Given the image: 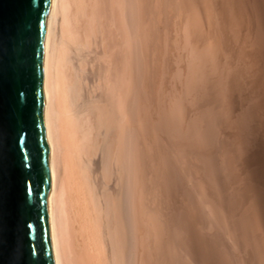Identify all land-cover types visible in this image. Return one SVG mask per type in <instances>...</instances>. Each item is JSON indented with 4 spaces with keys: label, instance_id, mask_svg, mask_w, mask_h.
<instances>
[{
    "label": "bare ground",
    "instance_id": "1",
    "mask_svg": "<svg viewBox=\"0 0 264 264\" xmlns=\"http://www.w3.org/2000/svg\"><path fill=\"white\" fill-rule=\"evenodd\" d=\"M155 1L158 2L156 3L158 6L157 13H155L157 14L156 20L153 19L154 16L152 18L150 16L153 12V10L150 12L151 0L136 1L138 16L136 15L137 19L134 20L136 25L134 28L130 20L132 15L129 11L132 0H51L42 83L47 146L51 167L47 210L54 264H144V261L147 260V248L150 246V243L148 244L150 242L149 235L152 233L153 239L151 241L154 243L152 242L153 246H151L153 251L156 250L155 252L152 251L156 264H158L157 261L159 264H172L173 257L178 264H198L199 262L225 264V258L228 255L226 254L228 251H225L227 246L219 245L222 241L220 243L217 241L218 244L214 240L218 238L208 236L217 227H213V225L210 227L212 232L209 234L205 232V228L209 226L206 220L208 212L209 218L212 220L215 215L220 214L218 216L219 219H222L220 224H223V229L227 231L225 236L228 235V240L232 241L233 244L231 241L230 243L239 252H237L238 256L235 257L237 264H252L250 260L252 252L255 250L252 247L250 249L245 247L246 232L251 234L250 236L253 234L255 238L256 236L261 237L264 243V112L261 111L262 105L258 104L259 99L255 100L254 97V99L250 98L246 101V96L244 102L240 98L241 86H233L231 83L236 74L232 73L235 71L232 68L235 65V68L239 66L236 60L242 56L239 54L241 56L238 57L237 52L240 50L239 37H243V35L238 36L235 33L238 37L234 39L233 33L237 30L235 28L238 24L234 27L233 22L227 17L231 13L230 7L236 0L233 2L231 0L232 4H229V0ZM235 3L237 4V2ZM168 6L171 12L166 18L167 12L165 13V10H168ZM234 9L236 10V8ZM133 10L132 12H134ZM235 10L232 9V12ZM241 14L244 15V13ZM239 16L241 17V15ZM238 18L236 19L239 23ZM243 18L241 17V19ZM152 19L156 23L155 28L153 23L150 26V22H153ZM227 20L231 23H228ZM228 24H232L233 32ZM149 27H152V30ZM160 27L162 32L159 30ZM148 29L151 30L154 37L149 34L151 32H148ZM239 33L242 32L239 31ZM247 37L245 38L247 39ZM136 48L141 54L137 61L134 60L139 53H136ZM157 50L158 52H156ZM150 52L156 55H153L156 57L155 59H152L153 56L149 54ZM251 54L253 56L254 52ZM164 55L170 59H164ZM140 59L143 60L142 67L153 65V68L158 66L164 69L168 64H174L175 67L172 69V74H175L174 77L179 81L182 79L187 81L184 84L180 82L183 84L182 88L184 89H181V93L185 101L186 98H193L189 95L192 94L191 91L194 90L192 86L195 84L202 93V97L199 96L200 94L198 95L202 98L201 102L202 100L205 102L207 100L212 101V104L203 102V105L200 103L203 106L201 109L200 104L196 103L198 105L196 106L197 110L199 108L202 114H195V118L201 119L194 120L193 124L188 122L189 128L186 129V132L182 133L178 129L177 121L180 117L177 113L178 104L175 103V107L173 106L172 110H169L167 119L164 118L166 121L162 120L165 122L163 133L165 132L167 138L171 140L175 138L178 141L182 139L180 143L173 141L172 144L170 141L173 147L170 148L174 149L175 154L179 156L186 154L182 153L179 147L184 145L182 149L185 147L188 149V145L191 144L192 147L193 142H197L196 145L198 144V148H200L194 149L198 155L197 162L199 161L200 169L197 170V167L196 172L191 167V170L188 168L190 175L186 174L185 177L188 184L186 186H189L188 189L191 187V189L188 190L186 186L182 187L184 206L182 205V208L180 207L181 209L178 210L176 200L171 201L170 206L174 209L171 213L169 212L172 217L170 220H178L177 224L180 225L178 227L181 230L174 229L171 231L170 225L166 227L165 224L163 228L164 230L169 228V233L167 230L165 231L168 234V239L165 237L167 240L165 238L164 240L168 242H165L166 245L172 244V249L167 251L165 243L161 244L166 249V252L163 251L164 253H161L162 249L158 246V242L163 243V241H159L160 238L155 241L158 236L154 232L158 228L155 226L157 223L155 225L147 223L154 215L152 213L154 210L151 211L150 205H147V198L151 194L149 191L154 187V182L151 190H147V182L155 181L159 176L155 177L157 172L153 170L155 174L153 175L143 165V163L148 162L144 148L150 145H146L148 141L144 143L141 140L143 138L139 137L138 133L140 130L143 132L146 126L142 122L143 125L138 127V109L134 105L137 104L135 100L138 102V99L142 98L143 95L146 96L143 94L146 89L148 93L150 92V88L148 89L149 86L147 87V85L144 86L147 87L146 89L142 88L145 82H141L139 78L142 83V86L140 84L139 86L143 90L145 89L144 91L141 89L143 95H140L141 91L137 94L139 90H137V86L135 97L136 95L141 97L139 96L140 98L137 99V96L133 100L135 91L131 90L134 88L132 77L135 76L131 70L138 69L135 66ZM177 65L181 66L183 70L179 71ZM247 65L243 64L241 67L246 69ZM169 68L171 69V67ZM249 68L251 67L249 66ZM237 69L239 70V68ZM193 70L195 73L191 72ZM152 72H154L153 69ZM177 72L184 73V76L187 73L189 79L186 76L181 78L182 74L178 76ZM251 72L254 71L251 70ZM161 73L160 71L155 73L156 81L159 80ZM134 74L137 75V72ZM246 75L248 78V75L251 74ZM146 77L148 76L146 75ZM145 79L148 80V78ZM253 82H250L251 87ZM133 85L136 86L138 83L135 82ZM257 90L256 94L258 93ZM211 91L215 95L210 99L211 93L209 94V92ZM156 92L151 93V95H155ZM247 94H250L249 91ZM149 96L150 99L151 96ZM154 97H152V101ZM145 101L143 97L142 103L144 104ZM155 101L157 102V100ZM155 103L151 104L154 106ZM147 106L149 107L150 103ZM189 108L192 110L191 107ZM190 110L189 112H191ZM142 113L144 112L142 111ZM140 117L142 119V114ZM141 119L139 122L142 121ZM146 121L148 122V119ZM159 121L161 120L159 119ZM158 129L160 128L158 127ZM140 135L142 136L141 132ZM186 139L187 144H189H182L186 142L184 141ZM189 139L192 142H189ZM151 144L153 143L151 142ZM171 153L174 154V152ZM177 158L175 159L177 160ZM160 159V163L165 164L164 158ZM165 170L164 180L166 178L171 182L170 175L174 172L167 171L166 165ZM168 172L172 174L169 175ZM176 176L178 175L176 174ZM162 180L158 184L163 185L162 188H164L167 184H162ZM162 188L160 186V189ZM167 191L165 190L163 193ZM169 197L174 198V195ZM156 201L159 200L156 199L154 203ZM238 205L241 207L238 215L240 222L236 224V221L234 225L228 219L231 214L229 215L228 211V215H226V211L227 208L229 210L231 207L234 210L235 207L238 208ZM212 213L215 214L213 217H211ZM192 215H194L195 220L191 222ZM178 216H181L180 219H176ZM165 217L164 219H168V215ZM171 217L169 216V218ZM220 226L222 227V225ZM206 231H209V228L208 230L206 228ZM224 231L223 234H225ZM171 233L177 234V239L174 241L173 238H169ZM216 234L210 235L216 236ZM257 245L255 246L256 250L259 249V244L257 243ZM234 249L231 248V250ZM157 250L160 251V254ZM248 250L250 252H247ZM172 252L175 254H171ZM232 260L234 261V259ZM232 260L230 259V263Z\"/></svg>",
    "mask_w": 264,
    "mask_h": 264
},
{
    "label": "rangeland",
    "instance_id": "2",
    "mask_svg": "<svg viewBox=\"0 0 264 264\" xmlns=\"http://www.w3.org/2000/svg\"><path fill=\"white\" fill-rule=\"evenodd\" d=\"M136 1H138V0H135V2H134V0H132V6H131V8H130V12H131V15L132 16H130V20H131V22H132V24L134 25L133 27L135 28V21L134 20H136L137 18H136V15L138 14L137 13V2ZM234 0H232V2H233ZM232 2H231V0H229V4H232ZM235 2H237V4L235 3ZM241 2V3H240ZM156 3H158V2H154V0H151V7H150V12H152V10H153V12H152V15H150L151 16V18L153 17V19H155L156 20V18H157V14H155V13H157L156 12V10H157V8H158V6H156ZM153 4V5H152ZM168 4V3H167ZM240 4H242V5H240ZM169 5V4H168ZM238 5H240L239 7H238ZM170 6V5H169ZM168 6V7H169ZM231 6V5H230ZM237 6V7H236ZM243 8H242V7ZM155 7V8H154ZM166 8V7H165ZM234 8H236V10L234 9ZM241 10H240V9ZM245 8V9H244ZM133 9H135V10H133ZM169 9H170V7L168 8V10L166 11L165 10V13H166V18L170 15V13L169 12H171V11H169ZM232 9L233 10H235V12L233 11L232 12ZM239 9V10H238ZM242 9H244L243 11H242ZM132 10L134 11V12H132ZM229 10H231V13H229V15H232V16H227L229 19H230V21H232L233 23V26L234 25H237V28H235V29H237V30H239V31H241L242 33H239V31H237V30H235V29H233V30H235L234 31V39H235V37H238V36H242L243 35V37H239L240 38V40H241V42H240V40H239V43H240V46H239V48H240V50H238V52H237V54H238V57L239 56H241V57H243L244 59H242L241 57L240 58H238V60H236V62H237V64L239 65H237L238 67L237 68H239V70L237 69V68H235L236 67V65H235V67L233 66V68L232 69H235V71H233L232 73H236L234 76H233V81L231 82L232 83V85L234 86V85H236V86H238V87H240V98H241V100H243L244 102H245V100L246 101H248V100H250V98L251 99H254V97H255V100L257 99H259V103L258 104H260V105H262V110L261 111H263L264 112V80H262V79H264V0H236V1H234L233 2V4H232V7H230V9ZM238 11H241V12H238ZM229 12V11H228ZM233 13V14H232ZM236 15H235V14ZM241 15V17L243 18V19H241V17L238 15ZM241 13H244V15H242ZM168 14V15H167ZM247 15V16H246ZM134 16V17H133ZM138 16V15H137ZM236 16V17H235ZM239 17V18H238ZM132 18V19H131ZM150 18V19H151ZM227 18V19H228ZM233 18H235V19H233ZM236 18H238V20H239V23H238V21H237V19ZM248 18V19H247ZM152 19V21L153 22H150V26H152L153 24V27L155 26V21ZM247 19V20H246ZM133 20V21H132ZM229 20H227V22L228 23H231ZM241 21V22H240ZM242 21H244V22H242ZM226 22V23H227ZM153 23V24H152ZM240 23H241V25H240ZM170 24V23H169ZM232 24L231 25H229L228 24V26H229V28H230V26H231V31H232ZM252 24V25H251ZM248 25V26H247ZM240 26H242V27H240ZM243 26H244V28H243ZM156 27V26H155ZM154 27V28H155ZM235 27V26H234ZM152 27H149V29H151ZM248 28V29H247ZM149 29L147 30L148 32H151V30L149 31ZM244 30V31H242V30ZM250 29V30H249ZM161 32H162V30H161V27H160V29H159ZM246 30H248V31H246ZM164 32V31H163ZM233 32V31H232ZM250 32H251V34H250ZM253 32H254V34H253ZM235 33H237V35H235ZM239 33V34H238ZM248 33V34H247ZM152 37H154L153 36V33L151 32V33H149ZM241 34V35H240ZM247 34V35H246ZM250 35V36H249ZM246 36H248L247 37V39L245 38ZM157 37V36H156ZM250 37V38H249ZM252 38V39H251ZM254 38H255V40H254ZM156 40V39H155ZM154 40V41H155ZM246 41V42H245ZM252 41H255V42H252ZM244 42V43H243ZM247 45V46H246ZM253 47H255V48H253ZM250 48V49H249ZM252 48V49H251ZM257 48V49H256ZM137 50H136V53L137 52H139V49L138 48H136ZM255 49V50H254ZM242 51V52H241ZM244 51V52H243ZM152 52H155V51H152ZM152 52H150L149 54H151ZM156 52H158V50L156 51ZM249 52V53H248ZM253 53L254 52V54H253V56H252V54L251 53ZM257 53V54H256ZM239 54H241V55H239ZM247 54V55H246ZM249 54V55H248ZM262 54V55H261ZM152 56L153 55H155V54H151ZM139 56H141V54H140V52L139 53H137V58H135L134 60H139L138 58H139ZM151 56V57H152ZM156 56V55H155ZM155 56H153V58L152 59H155L156 57ZM255 56V57H254ZM165 57V58H164ZM164 59H170V57H166L165 55H164ZM248 57V58H247ZM247 58V59H246ZM256 58H258L257 60H255ZM241 59V60H240ZM141 60L142 59H140V64H138L137 63V65H139V67H137V65L135 66L134 64V66H135V68H138V69H135V70H131V71H133V75H135L134 77H132V81L134 82L133 84H135V82H136V84L138 83V85H136V86H134L133 84H132V86L134 87V88H132L131 90L134 92V96H133V100H135V98L138 96V95H136V97H135V94H136V88H137V86H138V88H137V90H138V92H137V94L138 93H140L139 91H141V89L142 88H147L148 86V89H149V93H148V91H147V89H146V91L145 92H143V94H146V96L145 95H143L142 94V91H144L143 89H142V91H141V93H140V95L142 94L143 95V97H144V101H145V99H146V101L144 102V104L146 103H150V106L148 107L146 104H145V106H147V107H145L144 106V104L142 103L143 102V97L142 98H140L139 96L137 97V99L138 98H140V99H138V102L135 100V102L137 103H135L136 105H134L135 106V108L136 109H138V115H139V117H138V127L139 126H142L143 124L146 126L145 128H144V130H143V132H142V130H140V132H141V134H142V136L140 135V132L138 133L137 131V133L139 134V137H141V138H143V139H141L142 141H144V143H146L147 141L149 142H147L146 143V145H150V146H147V147H145L146 149L149 147V149H147L148 150V152L146 151V149L144 148V151L146 152L145 154H146V159H147V161L148 162H146L145 164L143 163V165H144V167L146 166L147 167V170H149V172L151 171V174H153V175H155L154 174V171L155 172H157L156 173V175H155V177L156 176H159V178L157 177V180L155 179V181L154 180H151V181H148L147 182V190H149L150 188H152L153 186L155 187V189L153 190V188H152V192L151 191H149L151 194L148 196V198H147V205L149 206V208L150 209H152L151 211H153L152 213L154 214L153 215V217H152V219H150V220H148V224L149 225H155V223H157L155 226L156 227H158L157 229H156V231H154L155 232V234H157L158 236H157V239L155 240V241H158V239H159V241H163V243H160V242H158V246L159 247H161V249H162V251H161V253L163 252V251H165L166 249H167V251L168 250H171L172 249V244L170 243V245L168 244V245H166L168 242L167 241H165V240H167L168 239V234L167 233H169V228H170V230L171 231H173L174 229H176L177 231H180L181 230V228H179L178 226H180L179 224H177L179 221L178 220H176L175 221V219L174 220H170V219H172V217H171V215L169 214V212L171 213L172 211H173V207L172 206H170L171 205V201L172 200H176V202H177V208H179L178 210H180L181 208H182V205L184 204L183 203V200H182V197H183V195H182V192H183V186L185 187L186 185H188L187 183H186V181H185V177H186V174L187 175H190V173L188 172L189 171V169H190V167L192 168V170L194 171H196L197 172V170H199L200 168H199V166H198V162H197V160H198V155L196 154V152L194 151V149L196 148V150L197 149H200V148H198V144L196 145V143L197 142H193L192 143V147L190 146L191 144H187V139L186 140H184V141H186V142H184V143H182V144H187L188 145V149H193V150H191V151H189L188 149H187V147H185V149L183 150L182 149V147L184 146H182V147H179V149H180V151L182 152V153H186V154H183L182 156L180 155H177V154H175V151H174V149H171L170 147H172L171 146V142H172V144H173V141H175V142H177L178 140L177 139H175V138H173L172 140L171 139H169V138H167L166 136H165V132L163 133V127H164V121H166V120H164V118L165 119H167V115L169 114V112L172 110V108H173V106L175 107V103L176 104H178L179 106L177 107V113H178V116H180V117H178V121H177V123H178V129L180 130V131H182V133L183 132H186V129H188L189 128V123L188 122H191V124H193L195 121H197V120H199V119H201V118H195V116L196 115H200V114H202L201 113V108L203 107L202 106V104H200V103H207L208 102V104L210 103V104H212L211 102V100L210 101H206L205 102V100H202V102H201V99L202 98H200V97H202V93H201V91H200V88L198 87V86H196V84L195 85H193L191 88L192 89H194V90H192L191 91V93L193 94H191V95H189L190 97H193V98H190V99H188V98H186L187 100L185 101V99L183 98V94L181 93V89H184V88H182V85L185 83V82H187L186 81V79L185 80H181V81H179L177 78H175L174 77V73L172 74V69H173V67H175V65L173 64L172 65V63L171 64H168L167 66H165L166 68H159L158 66L155 68H153V65H148V67L147 66H141L142 65V63H143V60H142V62H141ZM251 60H253V61H250ZM255 60V61H254ZM259 60V61H258ZM136 61H134V62H136ZM168 61V60H167ZM248 61V62H247ZM245 62V63H244ZM254 62V63H253ZM167 63V62H166ZM246 64L247 65V63H248V67L250 66L251 68H249L248 69V67L246 68L247 69V71H245L246 69H245V67L243 68V67H241L243 64ZM149 64V63H148ZM242 64V65H241ZM253 64V65H252ZM259 64V65H258ZM178 66V65H177ZM258 66H260V67H258ZM133 67V66H132ZM146 67V68H145ZM169 67H171V69L169 68ZM179 67V71H182L183 69H182V67L181 66H178ZM241 67V68H240ZM253 67V68H252ZM139 68H141L140 70H139ZM145 68V69H144ZM150 68H152L153 69V71L154 72H152V69H150ZM258 68H260V69H258ZM149 69V70H148ZM236 69H237V71H236ZM241 69V70H240ZM245 69V70H244ZM252 71H254V72H251V70ZM148 70V71H147ZM243 70V71H242ZM257 70V71H256ZM143 71H145V72H148V73H144ZM159 71L160 72H162L161 73V75L159 74V80L157 79V81H156V79H155V73H159ZM171 71V72H170ZM250 71V72H249ZM262 71V72H261ZM134 72L136 73L137 72V75L136 74H134ZM138 72H139V76H141V77H139L138 76ZM141 72V73H140ZM192 73H195L194 72V70L193 71H191ZM240 72V73H239ZM247 72H249L251 75H248V78H247V75L246 74H249V73H247ZM258 72H260V73H258ZM143 73H144V75H145V77H144V75H143ZM168 73V74H167ZM178 73V74H177ZM176 74L178 75V76H180V74H182L180 77L182 78V76H183V78H185V76H186V78H188L189 79V77L187 76V73H186V75L184 76L183 74L184 73H179V72H177ZM197 73V72H196ZM239 73V74H238ZM170 74H172V75H170ZM132 75V76H133ZM146 75L148 76V77H146ZM154 75V76H153ZM163 75V76H162ZM176 75V77H178ZM196 75V74H195ZM194 75V76H195ZM239 75V76H238ZM246 75V76H245ZM151 76H153V77H151ZM167 76V77H166ZM241 76H242V78H241ZM254 76V77H253ZM157 77H158V75H157ZM166 77V78H165ZM180 77H179V79H180ZM234 77H236V78H234ZM252 77V78H251ZM133 78H135V79H133ZM139 78H140V80H141V82H145V84H143V86H142V83L140 82V80H139ZM143 78V79H142ZM144 78H148V80L149 81H151V82H149L148 80L146 81V79L144 80ZM153 78V79H152ZM169 78V79H168ZM238 78H240V79H238ZM247 78V79H246ZM250 78V79H249ZM152 79V80H151ZM155 79V80H154ZM187 79V80H188ZM252 79V80H251ZM175 80V81H174ZM246 80H248L249 82H247ZM257 80V81H256ZM252 81H254L253 83H256V84H253L252 83V87H251V83L250 82H252ZM261 81V82H260ZM140 82V83H139ZM147 82H149V84H146ZM159 83V85H158V83ZM163 82V83H162ZM175 82H176V84H175ZM183 82V84H181V83ZM244 82V83H243ZM260 82V83H259ZM173 83V84H172ZM178 83V84H177ZM180 83V84H179ZM258 83V84H257ZM139 84L142 86V88H141V86H139ZM241 84V85H240ZM145 85H147V87H144ZM163 85V86H162ZM177 85H179V86H177ZM248 85V86H247ZM254 85V86H253ZM261 85V86H260ZM231 86V85H230ZM259 86V87H258ZM153 87V88H152ZM201 87V86H200ZM232 87V86H231ZM246 87H251V88H246ZM256 87V88H255ZM253 88H255L254 90H253ZM259 88V89H258ZM135 89V90H134ZM180 89V90H179ZM252 89V90H251ZM258 89V90H257ZM262 89V90H261ZM154 90V91H153ZM251 90V91H250ZM256 90L258 91V93L256 94ZM157 91V92H156ZM161 91H163V92H161ZM245 91V92H244ZM249 91V93L251 94V96H250V94L248 95L247 94V92ZM255 91V92H254ZM132 92V93H133ZM154 92H156L155 93V95H153L154 94ZM151 93H153L152 95H151ZM196 93V94H195ZM211 93V96H210V99L211 98H213V95H215L214 93L212 94V91L211 92H209V94ZM255 93V94H254ZM169 94H171V95H169ZM200 94V95H199ZM263 95V96H261V95ZM150 97V99L148 98V96ZM178 95V96H177ZM200 97H199V96ZM229 94H228V92H227V96H228ZM253 95V96H252ZM257 95V96H256ZM261 96L260 98H258L259 96ZM155 96V97H154ZM243 96V97H242ZM247 96V97H246ZM248 96H250V97H248ZM152 97H154L153 98V101L151 100L152 99ZM188 97V96H187ZM246 97V99L244 100V98ZM148 98V99H147ZM157 98V99H156ZM179 98V99H178ZM180 98H181V100H180ZM199 98V99H198ZM243 98V99H242ZM141 99H142V101H141ZM178 99V100H177ZM183 99V100H182ZM209 99V98H208ZM263 99V100H262ZM150 100H151V102H150ZM155 100H157V102L155 101ZM159 100V101H158ZM173 100V101H172ZM177 100V101H176ZM192 100V101H191ZM197 100V101H196ZM254 100V101H255ZM149 101V102H148ZM156 102V103H155ZM162 102V103H161ZM171 102V103H170ZM178 102V103H177ZM151 103H155L154 104V106L151 104ZM199 105L200 104V109L198 108V110H197V107L196 106H198L197 104ZM204 103H203V105H204ZM141 104V105H140ZM143 105V106H142ZM189 105V106H188ZM191 105V106H190ZM159 106V107H158ZM171 106V107H170ZM196 107V108H194V107ZM202 106V107H201ZM142 107V108H141ZM169 107H170V109H169ZM189 107H191V109L192 110H190V108ZM194 109H193V108ZM260 107V106H259ZM154 108V109H153ZM142 110L144 113H142V111H140V110ZM168 112H167V111ZM170 110V111H169ZM180 110V111H179ZM189 110L191 111V112H189ZM195 110H196V112H195ZM200 110V111H199ZM158 111H160V112H158ZM166 111V112H165ZM163 112V113H162ZM183 112V113H182ZM199 112V113H198ZM141 114H142V119H141ZM144 114V115H143ZM158 114V115H157ZM165 114H166V116H165ZM194 114V116H192ZM196 114V115H195ZM148 115V116H147ZM157 115V116H156ZM191 115V116H190ZM144 116V117H143ZM145 116H147V117H145ZM154 116V117H153ZM187 117H191L192 118V120H190L191 118H187ZM193 117H194V119H193ZM262 117V116H261ZM151 118V119H150ZM142 120V121H140L139 122V120ZM143 119H144V121H143ZM148 119V122L146 121ZM152 119H153V122H152ZM159 119L161 120V121H159ZM180 119V120H179ZM158 120V121H157ZM162 120H164V121H162ZM195 120V121H194ZM150 121V122H149ZM154 121H155V123H157L158 124V126H155V125H157V124H155L154 123ZM193 121V122H192ZM142 122H143V124H142ZM148 124H147V123ZM150 123H152L151 125H149ZM186 123H188V124H186ZM141 124V125H140ZM163 125V126H161V125ZM186 124V125H185ZM154 126V127H153ZM186 126H188V127H186ZM158 127L160 128V129H158ZM156 129H158L157 131H156ZM151 130V131H150ZM147 131H149V132H147ZM162 134H161V133ZM159 133V134H158ZM178 133V132H177ZM181 133V132H180ZM158 134V135H157ZM161 134V135H160ZM186 134V133H185ZM182 135V134H181ZM165 136V137H164ZM148 137V138H147ZM155 137V138H154ZM154 138V139H153ZM179 138V137H178ZM182 138V137H181ZM175 139V140H174ZM185 139V138H184ZM157 140V141H156ZM182 140V139H181ZM181 140L180 141H178V143H180L181 142ZM190 140V139H189ZM154 141V142H153ZM156 141V142H155ZM160 143H159V142ZM167 141H169V142H167ZM171 141V142H170ZM194 141H196V140H194ZM151 142L154 144H151ZM158 142V143H157ZM189 142H192V140H190ZM169 143V144H168ZM158 144H159V146H158ZM193 144H194V146H193ZM146 145H144V146H146ZM170 145V146H169ZM186 145V146H187ZM156 146V147H155ZM197 146V147H196ZM155 150H154V149ZM160 148V149H159ZM173 148V147H172ZM175 148V147H174ZM135 149V148H134ZM152 149V150H151ZM159 149V150H158ZM182 149V150H181ZM149 151H150V153H149ZM154 151V152H153ZM162 152V153H161ZM164 152V153H163ZM171 152H174V154L172 155V153ZM189 152H190V155H189ZM194 153V154H193ZM150 155H151V157H150ZM175 155H177L176 157H174ZM187 155V157H189V158H185V156ZM178 157V158H177ZM184 159H183V158ZM160 158H164V160H165V164L163 163H160L161 162V159ZM175 158H177V160L175 159ZM166 160H167V164H166ZM190 160H192V161H190ZM159 161V162H158ZM176 161V162H175ZM178 161V162H177ZM145 162V161H144ZM157 162H158V164H157ZM168 162H170V163H168ZM187 164H186V163ZM190 162V163H189ZM194 162V163H193ZM148 163V164H147ZM193 163V164H192ZM156 164V165H155ZM165 165H166V167H167V171H172V173L174 172H176L175 173V175H174V173L172 174V173H169V175L170 174H172V175H170L171 176V182H169L168 180H166V178H165V180H164V175H165V172H166V170H165ZM169 165H171V166H169ZM209 165L211 166V163H209ZM160 166V167H159ZM184 166H186V167H184ZM162 167V168H161ZM169 167V168H168ZM198 167V168H197ZM172 168V169H171ZM174 168V169H173ZM189 168V169H188ZM196 168H197V170H196ZM164 169V170H163ZM185 169V170H184ZM187 169V170H186ZM154 170V171H153ZM162 170V171H161ZM191 170V169H190ZM165 171V172H164ZM183 171V172H182ZM160 172V173H159ZM162 172H164V173H162ZM189 174H188V173ZM185 175H184V174ZM194 173V172H193ZM192 173V174H193ZM164 174V175H163ZM176 174L178 175V176H176ZM183 174V175H182ZM195 174V173H194ZM199 174V173H198ZM173 175H174V177H173ZM181 175V176H180ZM162 178H163V180H162ZM178 178H179V180H178ZM161 180H162V184H167L164 188H162L163 187V185H160V184H158V182L159 183H161ZM176 180V181H175ZM209 180V182H210V179H208ZM164 181H166V182H164ZM168 181V182H167ZM174 181H175V183H177V184H175L174 183ZM183 181V182H182ZM154 182V183H153ZM157 184H156V183ZM152 183L154 184L153 186H152ZM170 183V184H169ZM173 184V186H172V184ZM150 184H151V186H150ZM175 184V185H174ZM158 185V186H157ZM160 186H161V188L162 189H160ZM178 186V187H177ZM167 187V188H166ZM156 188H157V192H156ZM186 188L188 189L189 188V186H186ZM185 188V189H186ZM177 191H176V190ZM187 189H186V191H187ZM190 189H191V187H190ZM190 189H188V190H190ZM162 190V191H161ZM167 191V192H165V193H163L164 191ZM172 190H175V191H172ZM264 190V189H263ZM172 191V192H171ZM228 191H229V189H228ZM168 192H171V193H168ZM230 193V192H229ZM179 194V195H178ZM147 195H148V191H147ZM173 196L174 195V198L173 197H169V196ZM166 196H168V197H166ZM181 197V198H180ZM155 198V199H154ZM160 198V199H159ZM163 198V199H162ZM179 198V199H178ZM159 200L158 202L156 201V203H154L155 202V200ZM165 199V200H164ZM178 199V200H177ZM181 199V200H180ZM152 202H151V201ZM150 201V202H149ZM168 201V202H167ZM154 203V204H153ZM158 203H159V205H158ZM162 203V204H161ZM169 203V204H168ZM180 203V204H179ZM228 203V202H227ZM163 206L164 204H166V205H168V206H166V205H164L163 207L161 206V205ZM241 204V203H240ZM159 206V207H158ZM184 206V205H183ZM240 205H238V208L237 207H235L234 208V210H232L231 208H229V210H228V208H227V211H226V215H230L229 216V221H232L233 223L232 224H234L235 225V222H236V224L237 223H239L240 221V219H239V211H241V207H239ZM153 207V208H152ZM167 207H168V209H167ZM181 207V208H180ZM154 208H156V209H154ZM161 208V209H160ZM163 211V212H161V211ZM232 210V211H231ZM229 211V213L227 214V212ZM237 211H238V213H237ZM179 212V211H178ZM179 213H181V212H179ZM237 214V215H236ZM163 215H165V216H167L168 215V219H164V217L165 216H163ZM215 214H211V217H213ZM220 215V214H219ZM219 215H215V217H213V220L211 219V218H209L210 217V214H209V212L206 214V217L208 218H206V220H207V224L209 225L208 227H206L207 228V230H208V228H209V231H206V228H205V232L207 233V234H209L210 232H212L213 230H211V226H213V227H217V229L216 228H214L215 230L214 231H216V230H218V231H216V232H212V233H210V234H216V233H218V234H216V236H214V235H208V236H212V237H215V238H218V239H214L219 245H223V246H227L226 247V249H225V251H228L226 254H228V255H231V256H228V255H226V258H225V264L227 263V264H237L236 263V258L235 257H237L238 255V250H236V247L234 246V245H232L233 243H232V241H231V243H230V241L228 240V235L227 236H225L226 235V230L225 229H223L224 227H223V224H220V222L222 223V219L220 218H218V216ZM236 217H235V216ZM169 216L171 217V218H169ZM217 216V217H216ZM160 217V218H159ZM180 217L181 216H178L176 219H180ZM190 217V216H189ZM188 217V218H189ZM166 218V217H165ZM219 219V220H216V219ZM190 219V218H189ZM192 219V220H191ZM191 222L192 221H194L195 220V217H194V215H192L191 216ZM158 220V221H157ZM166 220H167V222H166ZM215 220H216V222H215ZM233 220H235V221H233ZM151 221H152V223H151ZM154 221V222H153ZM162 223H161V222ZM163 222H166V223H163ZM210 222V223H209ZM151 223V224H150ZM158 223H160V224H158ZM170 223V224H169ZM177 224V225H175V224ZM213 223V224H212ZM164 224V225H163ZM165 224H166V227H169V225H170V227L167 229L166 228V230H167V233L165 232L166 230H164V228L163 227H165ZM174 225V226H171V225ZM215 224H217V225H215ZM161 225H163V226H161ZM168 225V226H167ZM219 225V226H218ZM220 225H222V227L220 226ZM160 226V227H159ZM175 226H177V227H175ZM149 227V226H148ZM175 227V228H174ZM203 227V226H202ZM213 227H212V229H213ZM221 227V230L219 229ZM162 228V229H161ZM171 228H173V229H171ZM161 229V230H160ZM204 229V228H203ZM223 229V230H222ZM211 230V231H210ZM225 230V231H224ZM160 231H161V234L159 235V233H160ZM223 231H224V233L225 234H223ZM163 232V233H162ZM247 233V235H246V237H245V247H248L249 249H250V247H252L254 250H255V252L253 251V249H252V258H251V260H253V261H251L250 260V262H252V264H264V243L262 242V240H261V237H257L256 236V238L258 239H256L255 237H254V235L252 234V236H250L251 234H248V232H246ZM149 234H151V232H149ZM176 234V233H175ZM152 235H153V233L151 234V235H149V241L150 242H148V244L150 243V246L152 245V242L153 241H151L152 239H153V237H152ZM163 235H165L164 237H163ZM171 235H174V233L172 234L171 233ZM171 235H169L170 237L169 238H173L172 240L174 241V239H177V234L176 235H174V236H171ZM218 235V236H217ZM160 236V237H159ZM162 236V237H161ZM222 238H221V237ZM224 236V237H223ZM167 239H166V238ZM226 237V238H225ZM248 237V238H247ZM164 238H165V240H164ZM220 238V239H219ZM254 239V241H253V239ZM163 239V240H162ZM248 239H250V240H248ZM171 240V241H172ZM248 240V241H247ZM261 240V241H260ZM172 241V242H173ZM165 242H167V243H165ZM227 242H229V244H227ZM251 242H252V244H251ZM154 243V242H153ZM160 243V244H159ZM165 243V244H164ZM250 245H249V244ZM255 243V244H254ZM257 243L259 244V252H258V250H256V248H255V246L257 245ZM156 244H157V242H156ZM161 244H164L165 245V247H166V249H165V247H163V245H161ZM176 244V243H175ZM226 244V245H225ZM249 246H248V245ZM161 245V246H160ZM230 245V246H229ZM232 245V246H231ZM253 245V246H252ZM150 246H148V248H147V252H146V261H147V263H146V261H144V264H156V262L154 261V255H153V253H152V251H153V245L150 247ZM228 246H229V248H228ZM169 247V248H168ZM235 249H234V248ZM229 250H228V249ZM231 248L232 249H234V250H231ZM257 248H258V245H257ZM157 249H158V247H157ZM164 249V250H163ZM236 250V251H235ZM156 250H154L153 252H155ZM158 251V253L160 254V251L159 250H157ZM177 251V250H176ZM261 251V252H260ZM166 252V251H165ZM238 252V253H237ZM247 252H250L249 250L247 251ZM164 253V252H163ZM255 253V254H254ZM259 253V254H258ZM157 254V253H156ZM155 254V255H156ZM171 254H175V253H171ZM236 256H235V255ZM171 256H173V255H171ZM229 257V259H227L228 257ZM161 258H162V255H161ZM172 258V257H171ZM256 258V259H255ZM177 259V258H176ZM230 259L232 260V259H234V263L231 261V263H230ZM260 259V260H259ZM262 259V260H261ZM190 260V259H189ZM226 260H227V262H226ZM259 260V261H258ZM173 262H172V264L174 263V264H178L177 262H175V257H173V260H172ZM261 261V262H260ZM155 262V263H154ZM190 262H192L191 260H190ZM157 263L159 264V262L157 261ZM185 263V262H184ZM201 262H199L198 264H200ZM190 264V263H189ZM192 264V263H191ZM201 264H207V263H201ZM213 264V263H212Z\"/></svg>",
    "mask_w": 264,
    "mask_h": 264
},
{
    "label": "water",
    "instance_id": "3",
    "mask_svg": "<svg viewBox=\"0 0 264 264\" xmlns=\"http://www.w3.org/2000/svg\"><path fill=\"white\" fill-rule=\"evenodd\" d=\"M38 2L39 26L33 24L21 57L20 49L11 44L18 0H0V172L9 208L21 205V246L25 252H33L32 264H54L47 210L51 167L42 83L51 0Z\"/></svg>",
    "mask_w": 264,
    "mask_h": 264
},
{
    "label": "snow or ice",
    "instance_id": "4",
    "mask_svg": "<svg viewBox=\"0 0 264 264\" xmlns=\"http://www.w3.org/2000/svg\"><path fill=\"white\" fill-rule=\"evenodd\" d=\"M18 3L19 11L11 26V44L20 49L23 57L33 24L39 26L41 7L38 0H18ZM16 141L18 146V135ZM21 211L20 203L9 208L0 172V264H32L33 252L31 249L25 252L19 241L18 224Z\"/></svg>",
    "mask_w": 264,
    "mask_h": 264
}]
</instances>
